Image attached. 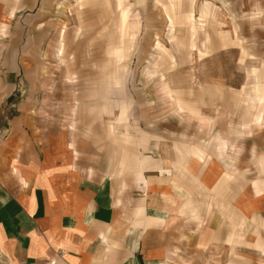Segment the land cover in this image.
<instances>
[{"label":"rangeland","instance_id":"374dc122","mask_svg":"<svg viewBox=\"0 0 264 264\" xmlns=\"http://www.w3.org/2000/svg\"><path fill=\"white\" fill-rule=\"evenodd\" d=\"M19 1L0 32V95L15 89L1 116L20 102L70 131L90 172L120 176L124 209L184 198L172 264H264V0ZM121 127L147 144L111 175ZM213 200L226 218L211 226Z\"/></svg>","mask_w":264,"mask_h":264},{"label":"crops","instance_id":"0c3cea01","mask_svg":"<svg viewBox=\"0 0 264 264\" xmlns=\"http://www.w3.org/2000/svg\"><path fill=\"white\" fill-rule=\"evenodd\" d=\"M48 1L40 0L37 13ZM0 5V32L7 35L22 4L0 0ZM4 15L11 19L6 21ZM14 90L0 95L1 108L10 103ZM17 107L18 114L9 118L0 113V264H49L52 259L55 264H172L173 241L181 243L187 234L188 216L176 212L175 199L181 197L165 194L161 202L152 197L146 209L138 204L131 208L128 196L130 206L124 209L120 176L115 175L113 183L90 172V164L81 157L85 151H76L70 131L55 121L47 126L42 117L22 114L20 102ZM117 119L115 129L123 126ZM118 131L114 147L119 151H109L106 169L111 175L122 171L123 163L115 162V155L120 152L128 160L141 153L136 149L139 142L147 144L144 136L133 144L126 128ZM122 137L130 143L125 150L119 143ZM135 172L128 174L137 179L140 173ZM214 202L209 201L202 214L205 219L211 215V226L226 218L213 217L218 214Z\"/></svg>","mask_w":264,"mask_h":264},{"label":"built area","instance_id":"2783aa9c","mask_svg":"<svg viewBox=\"0 0 264 264\" xmlns=\"http://www.w3.org/2000/svg\"><path fill=\"white\" fill-rule=\"evenodd\" d=\"M49 264H55V260H53V259L50 260V261H49Z\"/></svg>","mask_w":264,"mask_h":264},{"label":"bare ground","instance_id":"6f19581e","mask_svg":"<svg viewBox=\"0 0 264 264\" xmlns=\"http://www.w3.org/2000/svg\"><path fill=\"white\" fill-rule=\"evenodd\" d=\"M9 18H10V16H9ZM10 19H11V18H10ZM139 173H142V172L139 171ZM140 175H141V174H140Z\"/></svg>","mask_w":264,"mask_h":264}]
</instances>
